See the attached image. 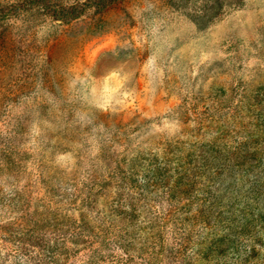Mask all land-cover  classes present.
I'll return each mask as SVG.
<instances>
[{"label": "rangeland", "instance_id": "rangeland-1", "mask_svg": "<svg viewBox=\"0 0 264 264\" xmlns=\"http://www.w3.org/2000/svg\"><path fill=\"white\" fill-rule=\"evenodd\" d=\"M88 1L0 0L1 253L264 264V0Z\"/></svg>", "mask_w": 264, "mask_h": 264}, {"label": "trees", "instance_id": "trees-1", "mask_svg": "<svg viewBox=\"0 0 264 264\" xmlns=\"http://www.w3.org/2000/svg\"><path fill=\"white\" fill-rule=\"evenodd\" d=\"M28 3L32 7L39 8L42 12H46L55 18H59L62 20L76 18L80 16L83 13V9L88 7V4L90 3L88 0H84L83 2L78 3H57L52 2L51 0H27ZM103 7V6H101ZM13 8V7H12ZM25 8V7H23ZM231 165L239 164L243 169L246 168L245 161L242 160V163H239L236 161V159L233 162H229ZM257 186H252L253 189H257V187H261L262 182L256 181ZM260 189V188H259ZM89 192V190H85V193ZM257 199L260 201V194H256ZM3 224H0V227L3 228ZM78 228H81L77 224ZM1 228V230H2ZM77 228V230H78ZM75 231V227L73 229H69L71 233H69V236L66 238L68 241L71 240L74 242L76 235L78 234V231ZM31 233V232H30ZM27 235V233H24ZM30 236V235H28ZM6 238H12L9 235L5 236ZM27 238V237H26ZM23 236H20L19 239L23 240L26 239ZM27 242H20L18 244V248H14L13 252H6L1 253L0 250V264H76L75 262H65V260L75 254V250L71 249L68 244L65 242V239L55 238L53 242L47 241V240H38L34 241L29 238H27ZM61 240V241H60ZM41 241V242H40ZM94 251V250H92ZM91 251V252H92ZM97 257L98 254H100V250L92 252ZM92 253L90 257L92 256ZM64 256L65 258H63ZM88 262H92V260H89ZM88 262H79L77 264H88ZM93 264V263H92Z\"/></svg>", "mask_w": 264, "mask_h": 264}]
</instances>
